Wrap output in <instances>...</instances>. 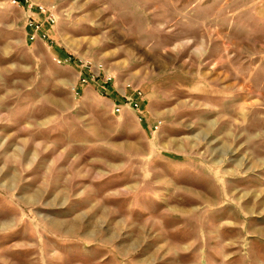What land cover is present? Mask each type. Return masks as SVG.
Here are the masks:
<instances>
[{
  "label": "rangeland",
  "instance_id": "1",
  "mask_svg": "<svg viewBox=\"0 0 264 264\" xmlns=\"http://www.w3.org/2000/svg\"><path fill=\"white\" fill-rule=\"evenodd\" d=\"M0 264H264V0H0Z\"/></svg>",
  "mask_w": 264,
  "mask_h": 264
},
{
  "label": "built area",
  "instance_id": "2",
  "mask_svg": "<svg viewBox=\"0 0 264 264\" xmlns=\"http://www.w3.org/2000/svg\"><path fill=\"white\" fill-rule=\"evenodd\" d=\"M18 1V0H14ZM51 20L54 21V17L50 16ZM30 26L33 28V33L31 34V38L34 39L39 34L42 38H46V34L42 33L41 24L36 22L29 23ZM93 78H96L95 76ZM84 81H87V79H83ZM112 80V76H106V82L109 83V81ZM130 86V85H129ZM124 103H116V112L121 113L125 107H132L133 109H136L138 111L141 110V107L144 102V93L141 89L135 88L132 95L123 94ZM159 126V123L155 124V127L157 128Z\"/></svg>",
  "mask_w": 264,
  "mask_h": 264
},
{
  "label": "trees",
  "instance_id": "3",
  "mask_svg": "<svg viewBox=\"0 0 264 264\" xmlns=\"http://www.w3.org/2000/svg\"><path fill=\"white\" fill-rule=\"evenodd\" d=\"M18 1H20V2H22V3L24 2V0H18Z\"/></svg>",
  "mask_w": 264,
  "mask_h": 264
},
{
  "label": "crops",
  "instance_id": "4",
  "mask_svg": "<svg viewBox=\"0 0 264 264\" xmlns=\"http://www.w3.org/2000/svg\"><path fill=\"white\" fill-rule=\"evenodd\" d=\"M121 93V92H120ZM124 94H126V93H124ZM122 95H123V93H122Z\"/></svg>",
  "mask_w": 264,
  "mask_h": 264
},
{
  "label": "bare ground",
  "instance_id": "5",
  "mask_svg": "<svg viewBox=\"0 0 264 264\" xmlns=\"http://www.w3.org/2000/svg\"><path fill=\"white\" fill-rule=\"evenodd\" d=\"M74 227V226H73Z\"/></svg>",
  "mask_w": 264,
  "mask_h": 264
}]
</instances>
